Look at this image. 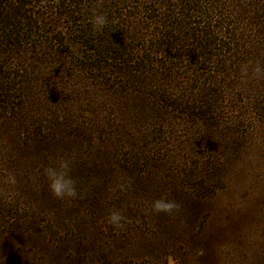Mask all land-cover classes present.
<instances>
[{"label": "rangeland", "instance_id": "374dc122", "mask_svg": "<svg viewBox=\"0 0 264 264\" xmlns=\"http://www.w3.org/2000/svg\"><path fill=\"white\" fill-rule=\"evenodd\" d=\"M22 2L40 22L0 48V264H264V0ZM110 27L128 63L95 71ZM60 157L85 184L71 199L48 190ZM87 181L107 182L100 207ZM197 197L170 236L149 221L154 200Z\"/></svg>", "mask_w": 264, "mask_h": 264}, {"label": "trees", "instance_id": "16d2710c", "mask_svg": "<svg viewBox=\"0 0 264 264\" xmlns=\"http://www.w3.org/2000/svg\"><path fill=\"white\" fill-rule=\"evenodd\" d=\"M5 1H7V0H5ZM5 1L0 0V48L6 47V44H8V46H17L15 44L16 39L19 38L18 39L19 41L21 40L22 42H24L26 36H28V35L31 36L32 34L35 35L36 32L31 31L32 30L31 28H33V30H35V27H34L35 23L40 22L38 20L39 16H36V15H39L38 12H33V14H32L34 16L33 20L31 19V16H26V11L24 10L26 7L25 2H22L21 6H17L16 0L14 1V3L12 2L13 4H11V5H10V3L8 4V2L5 3ZM36 1L41 2L43 0H36ZM94 1L96 3L97 2L104 3L105 0L104 1L103 0H94ZM212 2H214V0H212ZM80 3H81V1L73 2L74 6H72L70 8L76 9V6H78ZM166 4H167V6H169L168 8L176 9L178 7L177 4H168V3H166ZM184 5L185 4H183V3L179 4V6H181V10H185L183 8ZM103 6H104V8L107 7V6L105 7V5H102L101 7H103ZM59 7H63V4L62 5L59 4ZM108 8H109V6H108ZM212 10H214V9H212ZM222 10H224V13L220 12V14H224V17L227 18V14L225 13L226 8H222ZM73 12H77V11L70 10V11H67L65 14L70 19L73 17L72 16ZM98 13H99V11H98ZM195 13H196V11H195ZM170 17H171V15L167 14L165 18L169 19ZM163 19H164V17H163ZM194 23L197 24V22H194ZM226 23L227 22H225L224 24H226ZM107 24L110 25L109 22H107ZM19 25L20 26L22 25L23 27H25V29H22L23 32L19 31L20 30L19 27H16V33H13L12 29H9V28H13L12 26H19ZM221 27L223 28V30L225 32V30H226L225 26L221 25ZM109 30H110V32H109ZM87 31L88 30H86V32ZM55 32H56L55 30H53V32H50V33L45 32L47 35H49L51 37V39H49L50 43H54V42L58 43L57 35L55 34ZM86 32L84 31V33H86ZM94 33H96V31H94ZM225 33H227V32H225ZM257 33L262 34L264 32L261 31V32H257ZM100 34L103 36V43H107L108 48L104 50V45L101 46V44L98 46H95V48H89V49H92L93 52L98 53L95 55V58H97L96 63L95 64H89V67L95 71L106 72V71H108L109 68H111V69L114 68L112 64L108 63V61L112 62L113 60H116V61L124 64L126 59H128V56H129L128 54L130 53L129 48H131V47L126 45V41H128L126 31L117 32L112 27H110V28H106V29L101 30ZM20 35H22V36H20ZM119 36L121 38H118ZM162 37H164V35H162ZM130 39H132V38H130ZM198 40H200V39H198ZM12 41H14V44H12ZM224 43H226V42H224ZM166 45L168 46L169 44L166 43ZM227 45H228V43H227ZM223 46H224V49L222 50V52H225V50H226L225 46L226 45H223ZM171 47L172 46H170V49H171ZM106 53H107V56L105 55ZM131 53H133V52H131ZM111 55H115V57H111ZM123 59H125V60H123ZM126 63H128V60L126 61ZM126 70H128V69H126ZM156 95H158L159 98H166L168 95H170V93L162 91V93L157 92ZM174 105H176V107H179L181 109H184V108L186 109V106H187V105L185 106V103H181L180 101H176V103ZM186 114L189 115L188 113H186ZM151 115L155 116L153 112L151 113ZM199 115H203V114H199ZM157 116H159V115H157ZM79 171H80V174H82L84 172V170L82 168H80ZM90 173H92V172L90 171ZM71 176L74 179V181L76 182V189L79 190L83 187V185H85V184H83L84 181H81L76 177V176H79V173L71 174ZM86 183H90V187H88L87 190L91 193L92 196H89V198H92L93 203L95 205H98V207H100L99 204H100L101 198H102L103 194H106L107 182L105 181L106 185L102 184L101 187L98 186L99 185L98 182L94 183V182L87 181ZM81 184H83V185L81 186ZM119 197H120L119 199H121L119 201V203L125 202L122 200L123 199L122 196H119ZM167 199L171 200V198H167ZM198 200L199 199L197 197V198L192 199L191 202H188L189 199L188 200L184 199L183 202L181 201L179 203L176 202V204L179 207L171 213H164V212L157 213V212L153 211L152 207H150L149 208V211H150L149 221L151 223H153V225L157 228V230H161L163 233L168 235L167 232L170 229H172L171 227L173 225H175L177 223V218L179 217L181 210L183 209V212H185L186 207L189 203L193 202L194 204H196L197 202H199ZM146 218L148 219L147 216H146ZM172 232H173V230H172ZM168 236H170V235H168ZM29 237L33 238L35 240V236H29ZM134 257L130 258V255L125 256V258H127L126 259L127 261H129V259L132 260ZM104 260L107 261L108 264H121L118 262V260H113L111 257L108 258L107 256L104 258Z\"/></svg>", "mask_w": 264, "mask_h": 264}, {"label": "clouds", "instance_id": "9594fccd", "mask_svg": "<svg viewBox=\"0 0 264 264\" xmlns=\"http://www.w3.org/2000/svg\"><path fill=\"white\" fill-rule=\"evenodd\" d=\"M96 30L102 29L107 24V17L103 13H94L91 20ZM70 161L60 157L55 166L44 170L48 182L50 194L57 199H71L77 196L76 182L70 174ZM179 206L176 202L167 198L156 199L152 202L153 211L159 213H171ZM108 223L119 226L123 216L119 211L110 212L107 217Z\"/></svg>", "mask_w": 264, "mask_h": 264}]
</instances>
